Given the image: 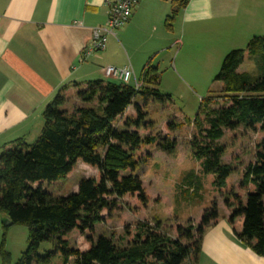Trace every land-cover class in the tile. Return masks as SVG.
Wrapping results in <instances>:
<instances>
[{"label": "trees", "instance_id": "1", "mask_svg": "<svg viewBox=\"0 0 264 264\" xmlns=\"http://www.w3.org/2000/svg\"><path fill=\"white\" fill-rule=\"evenodd\" d=\"M163 1L173 7L165 21L167 31L172 32L191 0ZM247 56L255 63L256 74L239 72ZM215 81L223 84L222 90L201 103L190 148L203 173L215 175L216 185L222 188L238 173L233 164L223 162L231 150L222 143L226 133L241 128L264 132V36L253 37L247 51L226 54ZM141 82L140 88L103 80L74 84L80 105L72 109L67 107L63 89L45 108L44 126L36 142L18 140L2 152L0 217L29 230L28 249L16 264H52L56 258L61 264L197 262L206 229L220 220L215 203L203 212L198 225L193 221L185 227L179 225L176 236L163 222H139L133 232L126 231L130 237L126 246H119L113 236L102 235L95 241L88 239L86 251L71 245L73 232H94L105 222L104 213L116 212L126 196L135 197L142 206L148 204L137 170L151 158L148 154L143 157L142 149L157 144L158 137L144 134L154 129L147 111L151 104L168 108L171 97L158 89L161 77L157 67L147 65ZM131 107L133 113L126 115ZM178 127L165 124L169 132ZM160 147L173 153L176 143L167 141ZM78 162L95 168L97 176L82 179L75 193L53 196L45 185L66 179ZM224 207L230 225L243 219L242 231L234 230L237 240L264 257V141L257 146L254 162L245 168L238 190L225 196ZM43 243H51L53 251L40 256ZM0 254L8 263L10 257L3 247Z\"/></svg>", "mask_w": 264, "mask_h": 264}, {"label": "crops", "instance_id": "2", "mask_svg": "<svg viewBox=\"0 0 264 264\" xmlns=\"http://www.w3.org/2000/svg\"><path fill=\"white\" fill-rule=\"evenodd\" d=\"M239 8L240 0H191L169 32L165 21L172 5L141 0L129 22L109 36L106 49L85 58L93 31L106 26L105 0H0V155L18 140L28 144L39 138L43 112L63 89L67 94L76 92L74 84L117 82L106 77L109 66H130L131 83L141 85L145 67L159 70L155 61L168 51L179 47V56L206 38L221 43L239 39L246 13L239 17ZM223 214L206 229L195 264H264V257L235 237L234 230L242 231V218L235 229L229 212L224 209Z\"/></svg>", "mask_w": 264, "mask_h": 264}, {"label": "rangeland", "instance_id": "3", "mask_svg": "<svg viewBox=\"0 0 264 264\" xmlns=\"http://www.w3.org/2000/svg\"><path fill=\"white\" fill-rule=\"evenodd\" d=\"M244 10L246 13L243 25L240 24L242 28L239 39L221 43L224 40L206 38L204 42L199 41L185 48L179 56L177 47L155 61L161 77L158 89L161 94L170 96L171 102L168 108L151 104L147 111L154 129L144 134L158 137L157 144L142 149L143 157L148 154L151 158L137 170L149 199L148 204L142 206L135 197L126 196L116 212L104 213L105 222L97 225L94 232L84 235L73 232L72 246L86 251L89 249L88 239L95 241L100 235L113 236L119 246H126L130 239L126 231L133 232L139 222H163L167 230L176 236L179 225L185 227L189 221L198 225L203 212L211 209L214 203L220 217L224 216V198L238 190L245 168L254 162L257 146L264 141V132L256 133L241 128L226 133L222 143L230 146L231 150L223 162L233 164L238 173L232 174L222 188L216 185L215 175L203 173L200 162L193 157L190 142L196 133L193 123L201 103L211 94L222 90L223 84L216 82L215 78L226 54L235 49L247 51L248 43L253 37L264 36V0H240L239 17ZM239 72L256 74V65L247 56ZM66 96L69 109L80 105L75 92L67 93ZM136 101L139 102L140 99L137 98ZM168 122L179 124V127L169 132L165 128ZM37 139L38 137L30 139L28 144H34ZM167 141L176 143L173 153L161 149L160 144L165 145ZM96 176L95 168L78 162L70 176L56 183L46 184L45 188L55 197L67 196L77 192L82 179ZM242 221L243 219L240 223ZM234 225L237 229L238 222ZM28 237L29 230L26 226H7L0 217V251L3 247L10 257L9 262L4 263L0 254V264H16L28 249ZM51 251L53 245L43 243L39 255L44 256ZM52 264H61V259L56 258Z\"/></svg>", "mask_w": 264, "mask_h": 264}, {"label": "built area", "instance_id": "4", "mask_svg": "<svg viewBox=\"0 0 264 264\" xmlns=\"http://www.w3.org/2000/svg\"><path fill=\"white\" fill-rule=\"evenodd\" d=\"M141 0H105L109 7V16L105 27L97 28L93 31V37L90 45L83 51L85 58L93 53H99L106 49L109 36L114 35L123 28L130 20L133 10L138 6ZM106 77L130 84L134 78L130 66L117 68L109 66L104 70ZM140 84L135 81V87L140 88Z\"/></svg>", "mask_w": 264, "mask_h": 264}, {"label": "water", "instance_id": "5", "mask_svg": "<svg viewBox=\"0 0 264 264\" xmlns=\"http://www.w3.org/2000/svg\"><path fill=\"white\" fill-rule=\"evenodd\" d=\"M4 221L6 222L7 226H11L12 225V222L9 219H4Z\"/></svg>", "mask_w": 264, "mask_h": 264}]
</instances>
